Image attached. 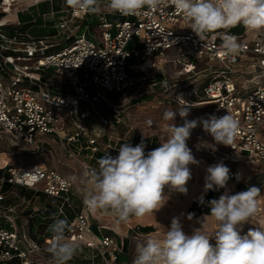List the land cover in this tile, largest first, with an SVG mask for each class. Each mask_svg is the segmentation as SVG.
Returning <instances> with one entry per match:
<instances>
[{
    "label": "built area",
    "instance_id": "built-area-1",
    "mask_svg": "<svg viewBox=\"0 0 264 264\" xmlns=\"http://www.w3.org/2000/svg\"><path fill=\"white\" fill-rule=\"evenodd\" d=\"M23 1L27 0H0V140L25 147L35 145L34 150L39 151L45 149L42 138L52 136L67 141L71 157L86 148L94 155L101 151L98 138L103 133L99 132L114 126L117 120L100 114L103 129L98 132L82 123L93 115L92 109L83 103H90L94 108L98 102L108 103L115 106L114 117H119L121 113L108 95L125 94L135 80L150 76L152 65L173 63L183 74L194 75L197 64L204 62L211 74L200 89L202 99L196 103L210 106L208 118L227 112L232 114L240 127L233 148L228 146L226 151L217 153L203 146L204 142L215 143L204 130V139L195 146L224 163L241 164L229 169V181L264 190V32L252 33L245 29L237 33L229 28L200 40L170 0H165L155 12L145 9L136 16L108 13L115 17L112 20L104 13L97 33L89 37L77 34L80 25H76L89 14L52 8L50 20L58 13H66L54 26L58 31L69 30L74 37L71 44L52 51L54 45L49 43L48 36L21 41L17 36L9 37L2 27L12 24L8 18L13 12L19 18L20 13L31 11L40 3H64V0H32L33 3L25 6ZM223 32L237 37L242 45L238 53L226 55L220 48L222 40L218 33ZM136 37L141 48H129ZM172 49L177 52L170 55ZM131 57L135 58L132 63ZM160 82L165 84L166 77ZM199 92L196 89L193 96ZM181 99L187 101L185 97ZM95 166L92 162L85 163V167ZM248 166L257 168L258 179L252 185L244 174ZM0 170V202L6 198L7 192L2 191L5 183L56 199L60 214L68 221L66 235L79 243L83 261L122 264L121 256L127 252L126 242L115 233H106L107 226L96 222V212L88 210L84 197L83 200L78 198L73 178L44 163L0 167ZM110 215L116 219L115 215ZM7 218L9 226L0 227V261L53 264L51 256L46 254L51 236L42 242L22 233L11 216ZM149 234L138 233L140 236Z\"/></svg>",
    "mask_w": 264,
    "mask_h": 264
},
{
    "label": "clouds",
    "instance_id": "clouds-1",
    "mask_svg": "<svg viewBox=\"0 0 264 264\" xmlns=\"http://www.w3.org/2000/svg\"><path fill=\"white\" fill-rule=\"evenodd\" d=\"M64 3L74 13L98 15L107 11L136 16L145 9L159 10L165 0H64ZM170 3L200 40L237 25L252 33L264 32V0H170ZM218 34L222 40L220 48L226 55L241 50L236 36ZM190 107L187 101L182 104L178 101L176 112L184 119L180 126L173 122L176 112L164 113V120L171 123L166 125V137L158 147L145 152L143 139L135 146L125 142L120 144L118 155L106 153L95 167L84 168L79 179L87 189L83 203L90 212L103 211L126 222L132 217L155 215L170 199L165 194L166 187L170 192L187 194V184L192 179L190 165H199L187 140L198 124L215 142H204L203 146L212 150L216 145L232 147L240 127L232 114L188 120ZM206 171L205 191L225 189L219 198L207 202L215 229L209 233L203 227L204 220L199 219V227L188 233L184 231L183 214L174 216L162 236L137 243L132 264H264V226L251 227L241 234L256 215L260 188L250 186L233 194L227 188L231 177L226 165H211ZM187 219L191 220L192 215ZM67 228L65 219H54L49 225L51 239L47 252L53 264H68L80 251L79 243L66 235Z\"/></svg>",
    "mask_w": 264,
    "mask_h": 264
},
{
    "label": "rangeland",
    "instance_id": "rangeland-1",
    "mask_svg": "<svg viewBox=\"0 0 264 264\" xmlns=\"http://www.w3.org/2000/svg\"><path fill=\"white\" fill-rule=\"evenodd\" d=\"M22 3H24L25 6L33 3V1L27 0ZM32 8L44 13L47 12V10L50 11L52 8L55 10H62L68 7H66L65 3L62 1H55L53 4L50 2L40 3ZM104 13L108 14L109 12L104 11L98 15L89 14L86 20L88 23L94 24L97 22L99 15H103ZM65 14L66 13L56 14L51 22H48L51 19L50 13L43 15L46 22L40 20L42 23L31 28L29 33L33 37L48 35L46 38L50 44L54 45L51 50L61 49L60 47L63 44L67 43L70 38H73V34L69 30L58 31L54 26L55 21L57 22L60 16ZM12 15L8 18L10 19L9 23L16 24V22H14V16L16 15L14 12ZM83 22L84 20H79L77 22L76 25H80L77 34L80 33ZM73 27L72 25V28ZM97 29L98 26L95 27L93 33H97ZM134 47L141 48L137 37L134 38L129 45V48ZM176 52L177 49H172L169 51V54L172 55ZM129 61L132 63L135 61V58L131 57ZM152 69L150 76L146 79L135 80L134 85L131 86L125 94L117 96L108 95L109 101H112L113 104L117 106L121 115L116 118L117 121L114 126L106 128L105 131L102 130V132H99V130L103 129L100 125L99 115H107L113 118L111 107L109 108L108 104L102 101L96 103L95 108L90 103H83V105L92 109L93 115L83 120L82 123L97 130L101 134L103 133V135L98 138V143L101 148L99 153L93 155L91 150L86 148L82 153H77L74 157H71L69 155L70 146L67 141L52 136H44L42 138L45 149L39 151L34 150L35 145L25 147L24 145L19 146L9 140H0V167H23L34 163H44L47 166L55 167L76 181L78 198L83 200L87 189L85 185L80 182L79 177L85 168V163L92 162L97 164V160L101 158V155H104V153L118 155L120 144L125 142L135 146L143 139L146 145L145 152L158 147L159 143L166 137V125L171 123L170 121L164 120L163 115L166 111L170 110L176 112L178 101L182 104L181 97H185L189 105L192 106L190 107L189 115L186 119H208V109L210 106L196 103L202 99L200 89L211 74L210 69H206V64L204 62L197 64L195 68L196 73L194 75L183 74L181 69L175 67L173 63L160 66L152 65ZM160 74L166 77L165 84L158 79V75ZM196 89L200 92L198 95L193 96ZM112 107L114 108L115 106ZM173 122L177 126H180L183 125L184 119L176 112ZM203 137L202 125L198 124V126L191 131V136L187 140L188 147L199 161V165H190L192 179L187 184V194L170 192L166 187L165 194L169 195L170 199L155 213V215L145 216L144 218L132 217L126 222L119 221L118 218L115 217L116 224H119V229L118 232L113 233L123 238L125 242L129 240V248L125 255L127 261H133L136 255L137 243L145 242L150 237L162 236L174 216H181V214H183L184 231L188 233H191L194 227H199L197 224V220L199 219L204 220L203 227L209 233L215 229L216 224L208 213L210 209L207 206V201H203V196H207L211 192H209V190L205 191L204 188V178L207 175L206 170L209 166L218 163H223L229 169L236 165L240 166L241 164L224 163L210 152L206 150L203 152L197 149L195 144L202 141L204 139ZM197 146L200 147V144ZM227 149L228 146L216 145L215 150L211 151L220 153V151H226ZM72 151H75L74 147H72ZM256 171L257 168L253 166H248L244 169V174L248 176V183L251 185L257 182L258 176L255 174ZM227 188L234 194L246 190L248 186L236 181H228ZM217 191L219 192L220 190H215L213 192L215 194H221ZM224 191L225 189H223V192ZM5 197V202L0 205V216H11L22 233L32 235L39 238L40 241H43L46 235H48L45 230L48 229L49 225L54 221V218L45 217L44 208L46 205V198H44V196H38L34 190L22 187H11L5 194ZM51 203L50 201V205ZM9 208H13L14 210H10ZM189 214L192 215L191 220L187 219ZM250 223L252 225L246 224L244 226L241 233L242 235L251 227L264 226V190L261 192V196L257 198V212ZM145 226L152 227L151 234L138 235V233L146 234V232L141 229V227ZM211 242L213 244L215 243L214 240ZM46 254L50 256L48 252H46ZM125 264H129V262Z\"/></svg>",
    "mask_w": 264,
    "mask_h": 264
},
{
    "label": "trees",
    "instance_id": "trees-1",
    "mask_svg": "<svg viewBox=\"0 0 264 264\" xmlns=\"http://www.w3.org/2000/svg\"><path fill=\"white\" fill-rule=\"evenodd\" d=\"M50 11L47 10L48 13H50ZM47 12L41 13L39 10H35V8L34 9L32 8L31 11H26V12L20 13V15H19L20 23L10 24V25L4 26V27H2V30L9 37L17 36V38L19 40H21V41L30 40L31 39V36H30V33H29L30 29L33 28L36 25L41 24L43 21H45V18L43 17V15L48 14ZM101 16L102 15H99L97 22L94 23V24L93 23H88L87 20H84V22L82 24L81 31L78 34L79 35L86 34L89 37H93V34H94L93 32H94L95 27L99 26L100 23H101V19H100ZM1 17H2V14L0 13V18ZM107 18L112 20L115 17L113 15H111V14H108ZM48 22H51V20L48 21ZM231 30L234 31V32H237V33H241V32H243L245 30V28L243 27V25H237L235 27H232ZM55 35H53V36H55ZM73 41H74V37L70 38L67 41V43L63 44L60 48H63L66 45L71 44ZM164 77L165 76L163 74L158 75V79L160 81H162L164 79ZM106 104H108V103H106ZM108 106H109V108L111 107L110 109H111L113 118L114 119L118 118V117H114V115H115L114 108L111 105H109V104H108ZM101 156H103V155H101ZM9 167H11V166H8V168ZM0 171H2V170H0ZM11 187L12 186L10 184L5 183L4 186H3L2 191L7 192V191H9L11 189ZM219 192L222 194L223 189H220ZM221 194H215L213 191H211L206 196V201L208 202V201H210L212 199H217V198H219V196ZM45 197L47 198L46 199V201H47L46 202L47 203V209L44 211L45 217L46 218L50 217V218H54V219H57V218L64 219V215L60 214V212H59L58 201L56 199H54V198H49L46 195H45ZM50 201L52 202L51 205H50ZM4 202L5 201L0 202V205H1V203H4ZM8 226H9V222H8L7 217H5V215L4 216H0V227H8ZM141 229L144 232L149 233V232H151L152 227L145 226V227H141ZM67 232H68V228H67L66 234H67ZM105 232L106 233H111L108 230H106ZM47 234L50 235L51 234L50 231ZM128 248H129V240H126V249H128ZM0 264H20V261L19 260H13V261L6 262V263L0 261Z\"/></svg>",
    "mask_w": 264,
    "mask_h": 264
},
{
    "label": "crops",
    "instance_id": "crops-1",
    "mask_svg": "<svg viewBox=\"0 0 264 264\" xmlns=\"http://www.w3.org/2000/svg\"><path fill=\"white\" fill-rule=\"evenodd\" d=\"M13 16V15H12ZM14 19H15V21L14 22H18V20L20 19V18H18V17H16V16H14ZM35 27V26H34ZM30 36H31V38H43V37H46V36H48V35H44V36H40V37H33L31 34H30ZM38 196H44V198H46L45 197V195L44 194H42V193H40V194H38ZM47 199V198H46ZM47 202V201H46ZM47 209V203H46V205H45V208H44V210H46ZM96 222H100V223H102V224H104V225H106L107 226V228H108V231H110L111 233H113L114 231L115 232H118V229H119V224H116V219H114L110 214H107V213H105V214H100V213H98V212H96ZM45 232L46 233H48L49 232V228L48 229H46L45 230ZM32 236V235H31ZM49 236H51V234L49 235H46V237L45 238H47V237H49ZM34 237V236H33ZM36 238V237H35ZM45 238H44V240L42 241V242H44L45 241ZM39 239V238H38ZM40 240V239H39ZM46 252H47V250H46ZM127 254V252L126 253H124L122 256H121V262H122V264H125V263H127V262H129V264H132V261L130 262V261H127V259L125 258V255ZM78 256L79 257H73V259L71 260V261H69L70 263H82V264H87V262H85V261H83L82 260V257H81V254H80V252H78Z\"/></svg>",
    "mask_w": 264,
    "mask_h": 264
}]
</instances>
